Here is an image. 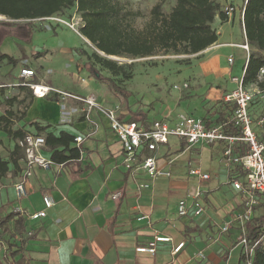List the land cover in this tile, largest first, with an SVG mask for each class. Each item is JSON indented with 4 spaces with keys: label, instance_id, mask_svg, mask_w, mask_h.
I'll use <instances>...</instances> for the list:
<instances>
[{
    "label": "crops",
    "instance_id": "1",
    "mask_svg": "<svg viewBox=\"0 0 264 264\" xmlns=\"http://www.w3.org/2000/svg\"><path fill=\"white\" fill-rule=\"evenodd\" d=\"M219 3L222 5L224 0H219ZM215 20L219 21L217 17ZM226 22L242 26L240 10H236ZM219 37L218 33L213 47H234V43L219 42ZM46 56L47 53L40 58ZM34 79V84L48 86L76 98L62 97L54 92L37 98L27 87L18 89L21 94L19 100L27 97L26 102L31 100V104L25 109L24 118L15 122L14 129H22L25 134H38L35 124L47 127L45 132L54 136L66 133L73 137L70 148L77 149L78 157L57 163L51 159V152L45 146L42 155L50 158L53 164L48 170L31 167L26 195L19 200L15 196L14 184L25 164L24 161L19 162L18 170L8 165V172L0 178V264H193L194 260L197 261L194 264H214L217 258H221L223 264H238L241 254L239 225L232 223L230 230L217 239L207 230L217 220L220 232L225 221L242 211L244 199L220 202L210 189L204 192L196 187L186 190L187 200L183 197L172 200V208L165 201L167 191L176 196L175 191L179 190L176 183L187 180L180 175L181 169H176L178 174L174 175L170 170L174 163L171 153L184 152L188 148L184 146V140L170 137L157 153L158 167L170 172V177L150 180L142 170L130 172L123 165L122 144L104 114L106 110L115 108V104L121 105L115 97V102H104L90 92L57 89L47 76L35 82ZM85 98H93L99 108H88L81 101ZM208 99H212L215 106L222 103L218 90H212ZM125 105L123 107H127ZM133 113L127 108L118 111L119 118L127 122L132 120ZM177 113L181 112L177 111L173 117ZM154 120L146 115L145 122L135 123L147 128ZM0 133L4 135L0 137V159L7 160L14 142ZM40 136L44 138V133ZM76 137L83 140L77 144L74 141ZM210 147L221 149L219 145ZM185 167L188 174L191 167ZM224 170L229 180L232 169L224 167ZM196 179L202 183L209 182L211 177L208 181ZM142 185L147 187H140ZM196 190L201 191V196L193 200ZM44 196L52 199L53 206L45 211L43 218L29 219V214L44 210ZM181 200L190 207L184 217L177 214V204ZM197 205L202 212L194 216L193 208ZM16 208L25 215L14 213ZM155 236L168 237L170 241L158 243L153 255L136 252L137 247L147 246ZM181 242L184 243L183 248L173 253V248Z\"/></svg>",
    "mask_w": 264,
    "mask_h": 264
},
{
    "label": "rangeland",
    "instance_id": "2",
    "mask_svg": "<svg viewBox=\"0 0 264 264\" xmlns=\"http://www.w3.org/2000/svg\"><path fill=\"white\" fill-rule=\"evenodd\" d=\"M119 2L132 14L130 22L136 30H140L149 20L150 10L155 4L160 3L164 13H168L174 4V0H119ZM244 2L245 0H224L222 11L232 7L234 13L240 10L241 14ZM9 22L12 21L0 17V23ZM65 22L74 25L76 31L70 29ZM81 24V19L74 9L44 20L14 21L10 27L0 24V53L19 61L16 65L8 64L6 61L0 64V84L4 85V93L0 96V114H4L9 108L8 100L21 98V94L18 93L19 87L15 84L18 82V73L22 66H28L34 70L36 74L34 82L47 76L57 89L79 93L90 92L104 102H115L108 86L98 81L87 66V59L93 53L122 65L126 74H131L129 79H124L122 76H113L100 65L94 64V69L99 75L111 78L129 93L127 107H123L126 106L123 103L121 105L112 103V105L115 104L118 111L122 108L133 112L143 111L149 119L155 120L160 119L167 111H171L172 114L178 111L195 118L211 116V113L216 111V106L220 104L215 106L213 100L208 99L210 92L218 90L222 99L227 91L235 88L230 81L231 77L241 78L242 76L246 54L237 47L211 46L193 56L158 54L143 59L106 57L90 42L80 37ZM213 27L220 34L219 42L235 45H242L245 42L242 26L239 27L238 23H220L215 20ZM249 50L252 51L250 46ZM46 53L45 58H40ZM230 57L233 59L231 66L227 61ZM49 72L50 74H47ZM45 80L47 79L43 81L46 82ZM10 108L17 115L24 110V106L17 107L16 102ZM0 137L4 135L0 133ZM184 143V146L188 147L184 152L171 153L174 163L170 170L174 175V173L178 174L176 169H181L180 175L187 180L176 183L175 186L179 189L175 191L176 196L170 195V191L165 194V201L170 208H172V200L177 197L187 200L186 190L196 187H200L204 192L210 189L213 196L220 202L244 199L245 196L235 191L232 183L227 180L221 164V149L215 150L200 144L190 146ZM214 150L216 153L213 157ZM186 165L199 168L201 173L210 175L211 180L199 183L196 177L187 174ZM262 214H264V206L255 207L254 217H260ZM218 224L219 221L214 220L207 230L216 239L223 236L217 230ZM233 233L235 235V231ZM194 263L197 261L194 260ZM214 264H223V261L217 258Z\"/></svg>",
    "mask_w": 264,
    "mask_h": 264
},
{
    "label": "trees",
    "instance_id": "3",
    "mask_svg": "<svg viewBox=\"0 0 264 264\" xmlns=\"http://www.w3.org/2000/svg\"><path fill=\"white\" fill-rule=\"evenodd\" d=\"M70 9H74L81 19L80 35L98 52L106 57L130 59H143L158 54L197 55L216 44L218 40V33L213 27L215 18L217 17L220 23L227 21L219 0H174L168 13L163 12L160 3L155 4L150 10L149 20L140 30L131 25L132 14L125 10L119 0H0V17L12 21L0 24L10 27L14 21L44 20ZM242 10L245 39L252 48L244 73V82L248 85L256 81L257 73L264 65V0H245ZM5 61L12 65L18 63L17 59L0 53V64ZM94 64L100 65L111 75L122 76L124 79H129L131 74H126L122 65L96 53L87 59V66L97 80L106 84L111 95L120 103L127 104L129 93L111 78L99 75L94 69ZM0 86L1 96L4 86ZM260 87H264V82L260 83ZM19 89L24 88L20 86ZM26 101L27 97L22 100L11 98L7 101L9 108L0 116V131L14 142L7 160L0 159V178L8 172L9 164L14 170H18L19 162L24 161L23 150L18 143L25 136V132L22 129H14V125L24 118L25 109L31 104V100ZM15 102L17 107L24 106L19 115L10 108ZM216 108L211 116L198 119L206 126L218 125L230 119L231 104L222 102ZM252 112L254 114L255 111ZM136 121L145 122L146 114L141 111L134 112L130 122ZM34 126L38 133L35 135L44 133L45 146L51 152L54 162L64 163L78 157L77 149L70 148L72 136L63 132L54 136L45 132L47 127L35 124ZM231 172V179L235 175L236 179L242 177L240 172L233 169ZM258 198V205L264 206V195ZM244 229L250 243L258 241L250 264H264V214L257 218L253 215ZM238 264H246V257L242 252Z\"/></svg>",
    "mask_w": 264,
    "mask_h": 264
},
{
    "label": "built area",
    "instance_id": "4",
    "mask_svg": "<svg viewBox=\"0 0 264 264\" xmlns=\"http://www.w3.org/2000/svg\"><path fill=\"white\" fill-rule=\"evenodd\" d=\"M223 12L231 17L234 8H225ZM243 28V10L240 14ZM63 22V21H61ZM65 24L72 30L74 25ZM245 36V33H244ZM246 53L241 78L231 77L230 81L235 86L227 93L222 102L232 105V115L230 119L218 125L206 126L205 123L190 114L177 113L174 117L171 111H167L160 119L154 120L147 128L139 126L135 122H127L119 118L118 108L105 111L109 127L118 136L123 148V165L130 171L142 170L148 175L150 180L159 177H170V172L163 171L158 167L157 153L159 148L168 143L170 137L184 140L188 145L221 146V164L227 169L240 172L242 177L236 179V175L229 182L235 191L241 192L245 197L243 209L235 214L230 220L225 221L220 227V233H227L232 223H237L240 227L238 244L241 252L246 257V264H250V259L257 242L250 243L245 236V224L253 217L255 207L259 204L258 196L264 195V87L260 83L264 82V65L259 69L256 81L246 85L244 73L249 57V46L246 42L242 45H233ZM228 64H233L232 57L228 58ZM35 77L34 70L27 66L20 67L18 73L17 87H27L37 98L45 97L48 93L54 92L62 97L76 98L70 94L58 91L48 86L37 85L32 82ZM4 86V85H3ZM2 87V86H0ZM88 108L99 106L93 98L81 99ZM262 107V108H261ZM255 111L254 114L252 111ZM83 139L76 137L74 141L79 144ZM19 146L24 154V169L19 180L14 184L15 196L19 200L26 195V184L31 177V167L37 166L43 170H48L53 164L50 158L42 155L45 147V140L42 136L27 133ZM188 174L197 177L201 181L210 179L208 174L201 173L199 169L191 168ZM243 179V180H241ZM146 188V185L140 186ZM201 196V191L196 190L192 199L197 200ZM44 210L28 215L31 220H38L46 215V210L53 206L50 197H43ZM189 206L185 200L177 204V214L184 217L188 214ZM202 208L197 205L193 208V215L198 216ZM14 213L25 215L20 208H16ZM168 237L155 236L147 246L137 247V253H155L158 243H167ZM184 246L181 242L173 248V253L179 252ZM202 257L201 254H199Z\"/></svg>",
    "mask_w": 264,
    "mask_h": 264
}]
</instances>
